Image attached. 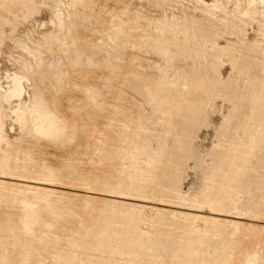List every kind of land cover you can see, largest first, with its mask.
Instances as JSON below:
<instances>
[{
    "label": "rangeland",
    "instance_id": "374dc122",
    "mask_svg": "<svg viewBox=\"0 0 264 264\" xmlns=\"http://www.w3.org/2000/svg\"><path fill=\"white\" fill-rule=\"evenodd\" d=\"M0 264H264V0H0Z\"/></svg>",
    "mask_w": 264,
    "mask_h": 264
},
{
    "label": "bare ground",
    "instance_id": "6f19581e",
    "mask_svg": "<svg viewBox=\"0 0 264 264\" xmlns=\"http://www.w3.org/2000/svg\"><path fill=\"white\" fill-rule=\"evenodd\" d=\"M9 93L11 96H15L18 92H21L23 88L21 86H18V84H13L12 86L8 87Z\"/></svg>",
    "mask_w": 264,
    "mask_h": 264
}]
</instances>
